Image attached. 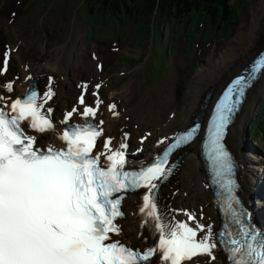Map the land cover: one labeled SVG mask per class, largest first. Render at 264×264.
Here are the masks:
<instances>
[{"label": "snow or ice", "instance_id": "6c2138e0", "mask_svg": "<svg viewBox=\"0 0 264 264\" xmlns=\"http://www.w3.org/2000/svg\"><path fill=\"white\" fill-rule=\"evenodd\" d=\"M3 57L0 72L8 67V53ZM261 70L264 54L253 61L246 75H238L228 84L209 121L205 155L213 180L222 190L217 204L225 216L219 232H214L212 224L197 220L195 211L171 209L183 212L187 220H169L157 202V181L162 183L172 172V167H166L170 154L191 142L199 125L175 135L174 142L153 162L137 170H125L127 133L115 150L110 147L111 138H107L103 151L91 155L97 138L103 135V121L94 123L103 103L97 93L95 107L85 104L82 93L78 104L84 105L83 111L73 106L65 112L62 124L68 125L74 114L82 115L84 123L66 127L58 135L65 144L63 149L49 144L44 150L23 127L27 122L29 129L40 133L54 129L53 110H45L46 102L55 95L53 77H48L42 97L30 91L12 100L10 111L0 106V264H151L154 258L157 264H183L197 255H207L214 261L218 243L228 253L229 264H264V231L246 221L248 213L235 194L234 160L223 144L227 126ZM3 87L8 92L13 90L12 82ZM81 87L86 90L88 86ZM108 107L113 116L118 115L115 104ZM105 154L106 163L102 164ZM141 188L146 191L139 213L145 224L152 222L158 243L134 249L113 241L110 234L121 231L116 221L124 216L123 193Z\"/></svg>", "mask_w": 264, "mask_h": 264}, {"label": "rangeland", "instance_id": "374dc122", "mask_svg": "<svg viewBox=\"0 0 264 264\" xmlns=\"http://www.w3.org/2000/svg\"><path fill=\"white\" fill-rule=\"evenodd\" d=\"M233 1L237 23L223 36L211 38L210 27L206 29L199 27L197 30L200 31L195 30L192 36L184 37L181 32L177 37L174 35L168 37L167 32L162 31L158 21L148 25L145 19L140 18L130 25L126 32L129 37L127 40L121 35L112 37L122 27L119 21L105 14L104 10H97L91 15L92 13L86 10L85 5H82V0H0V38L3 37L4 43H9L10 46L18 44V51L22 48L26 59H45L51 54L66 56L69 49L73 50L72 57L79 63V66L73 62L67 68L59 70L66 83V93L54 100L58 110L68 107L74 101L78 79L96 78L94 60L91 61L92 51L98 54V58H103L111 46H118L119 51L117 50L109 58L101 74L108 78L104 93L107 96L111 95L112 100L115 99L124 105L128 114V120L124 122L129 124L133 132L142 133L145 129L151 131L154 129L145 146L148 151L152 140L161 134L159 126L156 125L161 117L159 114L170 119V112L173 111L178 119L173 126H183L182 123L186 121L185 113L189 112L190 102L195 92L191 89L192 76L201 67L211 64L210 61L216 60L217 56L218 61L224 52H228L232 47L237 48L240 32L249 28L253 5H264V0ZM12 11L15 12L17 24L5 26L3 17ZM111 42L117 43L111 45ZM194 42L199 43L196 46ZM62 45L65 46L64 50L56 49L57 46ZM221 50L223 51L220 52ZM141 54V62L134 64ZM13 55L10 72L3 77L0 76V82L10 77L11 74L18 75V71L20 72L22 68V65L18 63L20 61L16 58L17 61L14 60ZM235 59L236 57H233L227 65L232 64ZM227 65L223 71L229 68ZM181 78L185 79L183 83H180ZM177 82H179L178 86L175 85ZM210 88L207 91H212ZM124 89H131L127 98L121 95ZM262 99H264V94L258 96L257 105L260 110L254 111L248 118L243 131V139L245 142V132L248 128L250 131L257 128L254 145L257 147L258 157L261 158L257 161L264 164V104H260ZM140 112L147 113L150 124L140 123L138 120ZM134 124L137 126L132 128ZM117 132L116 129L113 134ZM53 134L56 135L57 131ZM137 134H133L134 138ZM245 148L246 151L249 150L246 143ZM196 191V195L190 196L187 200L197 204L199 200L204 199L205 202L200 204L203 207L207 204V208L213 210L209 203L210 190L202 185ZM263 199L264 197L261 201ZM208 216L212 218V215ZM135 233V231L124 230L122 238L127 234L131 236Z\"/></svg>", "mask_w": 264, "mask_h": 264}, {"label": "bare ground", "instance_id": "6f19581e", "mask_svg": "<svg viewBox=\"0 0 264 264\" xmlns=\"http://www.w3.org/2000/svg\"><path fill=\"white\" fill-rule=\"evenodd\" d=\"M252 16L251 20L249 21V28L248 30L240 32L238 36V47L237 48H230L227 52H224L217 61L212 60L210 61L211 64L206 65L205 67H201L195 74L192 76L191 79V89L195 91L193 93V98L190 102L189 112L185 113V122L182 125H185L193 116L197 114L199 100L205 92V89H209L213 86L210 98L208 99L207 106L202 110L203 120L205 123L206 117L210 110L211 103L216 96L219 89L225 83V81L235 74L243 65H245L253 55L258 51V49L264 44V31L260 35V32L264 30V5L262 4H254L252 8ZM5 26L17 24V20L13 13L5 15L3 17ZM4 31V30H2ZM5 44L3 43V38H0V69H3V53ZM65 46H57L56 49L59 51L64 50ZM110 50V51H109ZM107 50L104 54L103 58H95L94 59V68L95 72L100 74L105 65H107L109 58L113 56L116 52V46L112 47L111 49ZM224 50V48H223ZM221 50L220 52H222ZM226 50V49H225ZM18 51V50H17ZM15 52L14 60H19L22 65V74L20 80L14 82V86H16L20 90H24L25 86L27 85V78L30 75L38 76L42 74L44 76L43 83L47 82L49 76L53 77L54 84H53V91L55 95L53 98L47 103H51L55 98H58L62 94L66 93V83L62 79L59 70L61 68H67L73 62L79 66V63L74 60L72 54H74L73 50L69 49L66 56L61 54L54 55L51 54L49 57L45 59H38V58H25V53L20 48L18 52ZM119 51V50H118ZM240 52V53H239ZM239 55H236L238 54ZM236 57L235 61L232 64L227 65V63L233 58ZM16 58V59H15ZM26 59V60H25ZM16 60V61H17ZM92 61V60H91ZM11 58L8 56V67L6 71L0 72V75H4L9 67H10ZM224 71L223 69L226 67ZM103 73V72H102ZM93 76V75H91ZM101 87L97 89L96 93L98 94L99 98L103 103L99 106L98 115L99 118L104 120V127L107 133L111 132L114 133L116 129H118L121 133L125 130V133H130L129 143L131 144V151L134 148H138V137L137 139L134 138L133 132L129 124H125L124 121L128 120V114L124 105L121 102L114 103L116 105L115 111L118 113L116 117H111V111H108L107 99H111L112 96L105 95L104 90L106 89L107 82L101 80ZM42 83V84H43ZM87 84V83H86ZM1 87L5 91L6 89L3 87L2 83L0 82ZM88 85V84H87ZM13 86V87H14ZM81 83L78 85L80 90ZM210 88V89H211ZM14 92V89L10 93H6L7 96H11ZM78 92H76L77 94ZM131 93V89H124L121 92V95L127 98ZM260 94H264V70L262 71L258 80L252 85L251 89L249 90L246 100L240 110V113L236 116L235 122L232 125L228 135L226 137V141L228 142L229 146L233 149L236 158L239 162V170H238V177L241 182V190L242 196L246 203H251L252 208L257 210V214H263L264 216V199L261 201V198L264 197H257L255 195L256 184L262 186V179L264 180V164L260 162L258 157L257 149H251L249 151H244V139H243V131L248 123V118L254 113V111H258L257 99ZM90 96L86 94V100L88 101ZM96 100V97L94 98ZM164 101L162 102V104ZM105 105V110L103 107ZM53 108V115L55 117H60L62 112L58 110L56 106H52ZM64 112L62 113L63 116ZM161 117L158 119L157 126H159V131L161 134L158 135L157 138H154L152 144L154 145L155 141L165 140L173 130L177 129L174 125L178 119L175 117L164 118L161 114ZM138 120L140 123L150 124L149 116L147 113L140 112L138 115ZM156 121V120H155ZM204 123L202 124V129L200 132V136L187 145L183 152L181 153V164L176 171L175 175L169 180V184L164 186V191L167 196L166 205L171 209H186L188 211H195L198 209V205L195 206L194 204L190 203L187 199L190 196L196 195V189L202 187L205 184L204 178L205 175L202 170V164L198 157V145L200 142V138L203 134V127ZM161 125V126H160ZM137 125H132V128H135ZM179 128V127H178ZM57 127L54 126L53 130L46 131V134L54 140H59L58 136H54L52 131L56 130ZM154 131V129L152 130ZM138 133V132H137ZM136 133V134H137ZM123 138L120 137L119 141H122ZM117 141V140H116ZM157 147L153 146V151L156 150ZM261 159V158H260ZM264 186V184H263ZM187 197V198H186ZM136 193L128 194L124 200V208L126 209V215L124 220H122L123 226V233L124 230L126 231H135V234L125 235L130 240H136L139 242L145 241L144 233L142 232V228L138 225V217H137V210H136ZM204 202V199L200 200ZM199 205H202L199 203ZM211 209L207 208V204L203 210H197V220L201 223L207 225L212 224L208 215H212V218H215L213 215V211H209ZM172 214L176 215L177 217H186L183 212H173L170 211ZM200 213H204V216L200 218ZM216 261H211L207 255H197L191 260L184 261L183 264H210L215 263ZM157 264V258L155 263Z\"/></svg>", "mask_w": 264, "mask_h": 264}, {"label": "trees", "instance_id": "16d2710c", "mask_svg": "<svg viewBox=\"0 0 264 264\" xmlns=\"http://www.w3.org/2000/svg\"><path fill=\"white\" fill-rule=\"evenodd\" d=\"M82 5L91 15L104 10L105 14L119 21L122 27L113 36L125 35L132 22L140 18L148 25L158 21L168 37H177L181 32L186 37L192 36L199 25L204 29L210 27L211 37H219L237 23L233 0H83ZM141 60L142 54L134 64ZM181 81L185 80L182 78ZM260 104H264V99Z\"/></svg>", "mask_w": 264, "mask_h": 264}]
</instances>
